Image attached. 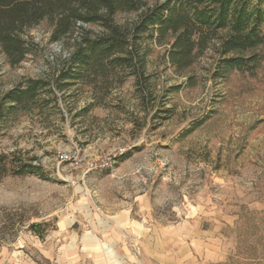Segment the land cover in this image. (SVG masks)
<instances>
[{
    "label": "rangeland",
    "instance_id": "374dc122",
    "mask_svg": "<svg viewBox=\"0 0 264 264\" xmlns=\"http://www.w3.org/2000/svg\"><path fill=\"white\" fill-rule=\"evenodd\" d=\"M29 38L33 51L17 67L0 51V157H8L0 264H125V222L148 239L146 250L132 240L131 264H158L155 253L170 264H264V46L228 56H259L252 71L225 69L214 42L178 72L167 44L148 43V108L131 77L80 118L93 102L82 84L57 92L59 107L8 116L6 93L25 79H53L63 65L48 23ZM72 44L59 43L66 53ZM75 150L87 160L127 152L112 169L87 173L61 161ZM28 161L35 173H13Z\"/></svg>",
    "mask_w": 264,
    "mask_h": 264
},
{
    "label": "trees",
    "instance_id": "16d2710c",
    "mask_svg": "<svg viewBox=\"0 0 264 264\" xmlns=\"http://www.w3.org/2000/svg\"><path fill=\"white\" fill-rule=\"evenodd\" d=\"M119 14L137 17L121 24ZM44 22L51 27L53 43L72 41L71 57L53 79H25L6 93L2 103L8 116L33 105L59 107L57 92L82 84L91 88L93 102L75 115L80 118L104 106L131 77L141 105L148 108V97L155 92L148 43L167 44V58L178 72L191 68L214 42L220 43L225 69L252 71L259 56H228L264 46V0H0V51L11 67L32 53L29 32ZM6 159L0 157V173L7 169ZM36 170L28 161L13 173Z\"/></svg>",
    "mask_w": 264,
    "mask_h": 264
},
{
    "label": "built area",
    "instance_id": "2783aa9c",
    "mask_svg": "<svg viewBox=\"0 0 264 264\" xmlns=\"http://www.w3.org/2000/svg\"><path fill=\"white\" fill-rule=\"evenodd\" d=\"M54 52L63 56L64 61H68L71 57V52L66 53L63 51L59 45V43H54L53 45ZM58 94V93H57ZM126 150L120 151L119 154H109L105 156H100L95 159L87 160L84 156H82L80 150H75L72 154H65L60 157L62 162H70L77 166L85 165L86 172H102L112 169L125 155Z\"/></svg>",
    "mask_w": 264,
    "mask_h": 264
},
{
    "label": "crops",
    "instance_id": "0c3cea01",
    "mask_svg": "<svg viewBox=\"0 0 264 264\" xmlns=\"http://www.w3.org/2000/svg\"><path fill=\"white\" fill-rule=\"evenodd\" d=\"M120 230L122 231V236H121V239H120L121 241L120 242H123V244L125 245V246L124 245L121 246V248L125 251L124 257L129 260V262L125 261V264H131L130 262L131 261L133 262V260H135V257L133 256V254L131 252L132 251L131 250L132 249V247H131L132 240L133 239H135V241L137 240L138 243L140 244V246L141 247L142 246L145 247V250H146L148 248V244H147L148 243V239L145 238L146 235L143 232H137L136 229L129 222H125L124 225H122L120 227ZM129 230H131V231H129ZM147 252H149L150 255L154 254V251H153L152 247L149 248V251L147 250ZM155 254H156L157 258L160 259L158 264H170L168 262V260L165 259V256H164L163 253H161V254L155 253ZM105 259H106L105 264H109L108 261H107V258H105ZM178 263L179 264H184L183 262L182 263L178 262ZM135 264H145V263H143V262L140 263V261H139L138 263H135Z\"/></svg>",
    "mask_w": 264,
    "mask_h": 264
}]
</instances>
